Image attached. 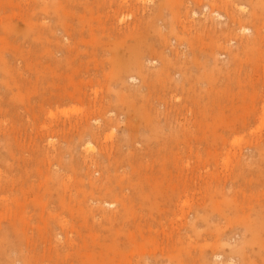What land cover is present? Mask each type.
<instances>
[{"label":"rangeland","instance_id":"rangeland-1","mask_svg":"<svg viewBox=\"0 0 264 264\" xmlns=\"http://www.w3.org/2000/svg\"><path fill=\"white\" fill-rule=\"evenodd\" d=\"M0 264H264V0H0Z\"/></svg>","mask_w":264,"mask_h":264},{"label":"bare ground","instance_id":"bare-ground-1","mask_svg":"<svg viewBox=\"0 0 264 264\" xmlns=\"http://www.w3.org/2000/svg\"><path fill=\"white\" fill-rule=\"evenodd\" d=\"M196 3V2H195ZM127 4V3H126ZM121 5V4H120ZM121 7V6H120ZM126 7V6H125ZM115 10H116V8H115ZM203 13V12H202ZM112 14V13H111ZM126 14V13H125ZM109 16V15H108ZM123 16V15H122ZM121 16V17H122ZM115 17V16H114ZM234 21V20H233ZM249 31V30H248ZM248 44V43H247ZM134 79V78H133ZM105 203V202H104ZM108 204V203H107ZM42 247V246H41ZM68 255H70V254H68ZM70 258V257H69ZM73 259V258H72Z\"/></svg>","mask_w":264,"mask_h":264}]
</instances>
